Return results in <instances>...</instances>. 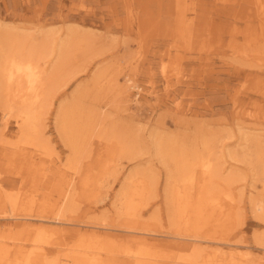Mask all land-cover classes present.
I'll list each match as a JSON object with an SVG mask.
<instances>
[{
  "label": "rangeland",
  "instance_id": "rangeland-1",
  "mask_svg": "<svg viewBox=\"0 0 264 264\" xmlns=\"http://www.w3.org/2000/svg\"><path fill=\"white\" fill-rule=\"evenodd\" d=\"M0 21L83 33L61 67V77H73L40 121L45 148L23 145L0 113V244L63 257L83 235L94 245L81 252L102 264H264V223L252 212L253 200L264 207V0H0ZM127 73L142 89L118 94L113 79L125 85ZM62 102L75 128L99 112L96 129L63 141L54 125ZM152 130L173 139L167 158L176 175L175 159L194 162L193 149L210 140V159L223 177L232 173L228 185L218 179L206 194L196 167L176 186L169 215ZM120 135L131 154L142 153H120ZM66 143L78 146L72 169ZM63 175L73 176L76 194L55 223ZM147 176L154 190L144 188ZM38 227L58 232L40 240Z\"/></svg>",
  "mask_w": 264,
  "mask_h": 264
},
{
  "label": "bare ground",
  "instance_id": "bare-ground-1",
  "mask_svg": "<svg viewBox=\"0 0 264 264\" xmlns=\"http://www.w3.org/2000/svg\"><path fill=\"white\" fill-rule=\"evenodd\" d=\"M17 25L18 24H13L11 22L0 21L1 119L7 123L12 119L16 123L17 130L21 136V143L23 145L45 148L48 142L41 139L40 121L43 115L51 109L55 101L57 91H59L60 88H64L73 77H61V67H64L63 63L65 58L72 50H74L76 44H78V38L76 37H79V35L82 36L83 33L80 29L72 25L66 26L62 30L61 28L54 29L41 27L34 31L33 29L30 31ZM51 55L53 60H48L47 58ZM125 75V85H118L117 79H113L114 86L117 89L118 94L128 90L136 89L139 91L142 89L138 83L136 84V81L132 80L133 74L127 73ZM69 112L73 113V110L67 103L62 102L59 103L54 117L55 129L62 137L63 141H65L68 134H78L81 136L90 133L93 129H96L98 125V123H96V115H99V112L95 114L93 111L89 110V112L85 114L83 120L84 123L81 124L82 127H76L77 129L75 128L74 123L68 120L67 114ZM66 125H68L67 129L65 127ZM102 130L104 131V129L101 128V131ZM168 136H166L165 133L162 134V132L158 133L153 131L150 132L149 138L154 156L157 157L159 163L165 169L166 174L163 194L165 198L166 210L170 215L176 210L175 206H173V203L175 204L174 199H179L177 194V187L179 186L177 185L179 183L184 184L186 182H191L195 178L193 170L196 167L203 169L202 175L207 181V184L203 186L205 187L204 192L206 194L211 193L213 187H217V185L211 187L210 184H218L219 182H216L218 179L228 185L232 177V173L223 177L224 175H222L219 168L215 165V161L213 162L210 159V157L214 154L213 146L210 144V140H205L202 142L203 147L201 151H198L200 149H198V147H195L198 150H195V148L193 149V152L195 153L194 157H196L194 162L190 163L182 157L177 158V160L175 159L174 164L177 175L174 174L172 171L168 170L169 160L167 155L171 151L168 150V148H170L169 145L173 142V139H171V137H169V139ZM116 143L119 145L120 153L123 155H129V160L135 159L136 154L138 155L139 152L142 153L136 149V154H131L130 150L132 149L124 143L122 135L117 137ZM65 145L71 150V156L67 159V168L72 169V164L75 161V153H77L78 146L74 144L69 145L68 143ZM135 174H137L136 171L125 177V182L119 192L121 196H126L129 192L128 188ZM67 177L65 178L67 179ZM145 180L147 183L144 188L147 190H154L156 183L155 176H147ZM63 183H66V185L64 184L65 187L59 188L57 195L60 199V206L58 205L60 207L58 210L59 212L54 216H51L52 221L55 223L61 222L60 218L70 211L71 204L74 201V194H76L75 187L73 186V176L65 180ZM61 185L63 184L61 183ZM140 192L142 193V191ZM186 195L190 197L191 194L186 193ZM211 199L213 201L217 199L214 192L211 195ZM157 212L158 208L152 211L151 217H156ZM252 212L254 213L255 218L264 223V207H262L259 203H256L254 200L252 201ZM180 214L181 212H179V215ZM39 218L43 220L42 217ZM57 232L56 228L44 230L42 227H38L36 238L42 240L44 235L55 236ZM256 243L259 245L262 244L257 237ZM93 245L94 241L91 238L81 235L78 239V245H75L76 250L72 253V255L64 254L63 257H57L55 254L58 253V250L56 249L29 250L28 248L21 246L16 249L13 248L15 250H11L12 247L10 249V246L1 243L0 260L2 261L4 259L6 262L8 261V263H13L16 260L15 264H102L100 258L95 257L96 259L94 260H92L93 257L90 256L87 258L86 254L81 252L79 247L83 246L85 248H89ZM95 248H98V246L96 245ZM53 253H55L54 256H52ZM134 264H142V261H134ZM189 264L192 263L190 262Z\"/></svg>",
  "mask_w": 264,
  "mask_h": 264
},
{
  "label": "built area",
  "instance_id": "built-area-1",
  "mask_svg": "<svg viewBox=\"0 0 264 264\" xmlns=\"http://www.w3.org/2000/svg\"><path fill=\"white\" fill-rule=\"evenodd\" d=\"M135 90V92H136V89H134ZM137 93V92H136Z\"/></svg>",
  "mask_w": 264,
  "mask_h": 264
}]
</instances>
